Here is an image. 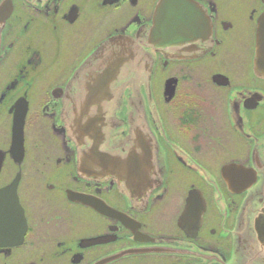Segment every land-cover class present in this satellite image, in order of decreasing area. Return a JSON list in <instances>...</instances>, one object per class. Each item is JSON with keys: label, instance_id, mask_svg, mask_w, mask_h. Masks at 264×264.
<instances>
[{"label": "flooded vegetation", "instance_id": "1", "mask_svg": "<svg viewBox=\"0 0 264 264\" xmlns=\"http://www.w3.org/2000/svg\"><path fill=\"white\" fill-rule=\"evenodd\" d=\"M263 215L264 0H0V264H264Z\"/></svg>", "mask_w": 264, "mask_h": 264}, {"label": "water", "instance_id": "2", "mask_svg": "<svg viewBox=\"0 0 264 264\" xmlns=\"http://www.w3.org/2000/svg\"><path fill=\"white\" fill-rule=\"evenodd\" d=\"M105 50H107V40L99 44L94 52L79 65L77 71L74 72L68 82V88H72L75 82H79L84 90V93L74 102V98H67L68 104L65 110L70 118L68 128L71 129V132H79L82 138L107 139V109H95V107L100 104L102 107L107 106V93L105 96H92L90 93V90L94 89L106 90L107 92V55H105ZM93 61H95L94 64ZM90 66L95 68V71L94 73L92 72L91 75L85 76V71ZM84 152V156H82L79 161L78 169H106L107 152L105 153V151L100 149L99 144L93 143L89 145ZM105 154L106 159L101 157L105 156ZM108 160L109 163L113 162V164L122 162L119 156H110ZM100 163L101 165H99ZM113 164H110L108 168H120L115 167ZM159 169L160 174L157 176L161 178L162 168L160 167ZM262 217H264V215Z\"/></svg>", "mask_w": 264, "mask_h": 264}]
</instances>
